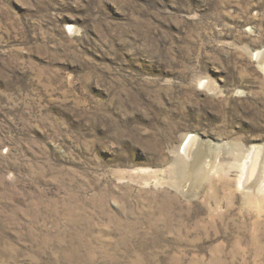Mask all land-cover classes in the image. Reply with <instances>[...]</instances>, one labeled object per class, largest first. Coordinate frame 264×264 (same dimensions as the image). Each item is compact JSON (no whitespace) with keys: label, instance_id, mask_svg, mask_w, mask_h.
<instances>
[{"label":"rangeland","instance_id":"1","mask_svg":"<svg viewBox=\"0 0 264 264\" xmlns=\"http://www.w3.org/2000/svg\"><path fill=\"white\" fill-rule=\"evenodd\" d=\"M258 51L264 0H0V264H264Z\"/></svg>","mask_w":264,"mask_h":264},{"label":"bare ground","instance_id":"2","mask_svg":"<svg viewBox=\"0 0 264 264\" xmlns=\"http://www.w3.org/2000/svg\"><path fill=\"white\" fill-rule=\"evenodd\" d=\"M254 61L259 62L260 65H264V52H256ZM220 149L221 147L217 144L214 145L210 141H204L198 135L188 134L178 150L180 157L179 168L184 171L187 181L195 183V181H200V178L205 179L210 175L212 169L214 171L216 167H221L224 161L221 156L222 154H220L222 158L219 156ZM263 154V148L254 147L245 161L239 163L241 169L239 185L242 191L243 189L247 191V199L250 202L259 201L257 192L261 194L264 191V185L259 187L258 184L261 181L258 175L261 173L262 166L264 165ZM262 176H264V173Z\"/></svg>","mask_w":264,"mask_h":264}]
</instances>
